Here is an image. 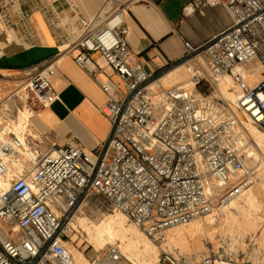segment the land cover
Instances as JSON below:
<instances>
[{
  "label": "built area",
  "instance_id": "2783aa9c",
  "mask_svg": "<svg viewBox=\"0 0 264 264\" xmlns=\"http://www.w3.org/2000/svg\"><path fill=\"white\" fill-rule=\"evenodd\" d=\"M194 4L225 6L232 26L200 46L185 41L182 58L153 73L129 45L128 5L99 13L94 21L80 19V36L69 52L107 94L100 110L111 121V132L97 155L82 145L57 147L46 138L45 152L27 149L16 134L2 138L0 182L9 186L0 185V221L9 233L0 229V264H76L68 232L80 205L93 194L104 196L155 239L229 206L253 183L236 140L235 109L264 132V78L251 84L244 74L255 62L264 70V0ZM202 54L208 57L209 77L188 65ZM181 66L189 67L193 87L164 82ZM55 73L52 63L29 83L45 105L58 98L51 82ZM228 76L237 101L222 112L206 104L202 88ZM16 156L18 164L12 161ZM106 259L119 263L120 247L109 245ZM163 262L180 264L166 251ZM198 264L251 263L211 254Z\"/></svg>",
  "mask_w": 264,
  "mask_h": 264
},
{
  "label": "crops",
  "instance_id": "0c3cea01",
  "mask_svg": "<svg viewBox=\"0 0 264 264\" xmlns=\"http://www.w3.org/2000/svg\"><path fill=\"white\" fill-rule=\"evenodd\" d=\"M194 1L0 0V76L30 83L40 70L56 64L51 82L58 98L34 110L32 130L28 135L23 134L29 147L47 151L46 138L57 147L82 145L97 155L110 135L111 121L100 110L108 99L107 94L69 52L80 36V19L94 21L99 13L106 16L111 9L128 5L129 45L138 61L153 73L179 61L186 53L185 41L200 46L232 26V14L225 6L196 7ZM95 58L99 60L100 56ZM191 64L209 77L207 55H200L188 65ZM107 72L112 73L109 69ZM171 75L163 79L168 86H186L191 79L184 69ZM203 95L207 96L205 92ZM1 133H5L2 128L0 141L10 136ZM26 165H30L27 159ZM253 250L248 245L233 259L262 264L264 258L260 260Z\"/></svg>",
  "mask_w": 264,
  "mask_h": 264
},
{
  "label": "rangeland",
  "instance_id": "374dc122",
  "mask_svg": "<svg viewBox=\"0 0 264 264\" xmlns=\"http://www.w3.org/2000/svg\"><path fill=\"white\" fill-rule=\"evenodd\" d=\"M255 66L261 68L260 64L255 62L247 65L245 69L250 71ZM182 69L189 73L186 66H183ZM261 69V75L246 77L251 84L264 78V70ZM6 80L9 79L0 76V128L5 130V133H1V135L16 133L20 138H23L24 133L28 135L32 130L30 122L35 114H33L34 110H39L44 106V103L30 90L28 80L22 81L18 78ZM191 81L187 82L189 86ZM226 85L232 95H237L232 82L230 84L226 77L221 80L220 84L214 82L202 88L207 96L210 95L206 104L214 105L222 112H225V108H229V105L234 106L233 96L225 93ZM24 113H27L28 116L22 120L21 124L20 120ZM242 116V119L248 122L249 127L254 130V134L238 126L236 140L245 156L247 166L253 172L254 181L242 196H239L240 201L237 200L239 197L233 200L239 206H227L214 213L215 222L206 227L204 233L197 234L195 238L190 235L186 241L177 238V240L171 239L169 235H172L177 228L187 232L188 228L198 222L194 221L170 229L155 239L150 238L124 213L116 210L104 196L93 194L84 204L80 205L68 232L70 248H75L79 253H82L84 264H107V251L111 244L119 246L122 252V260L117 264H164V251L176 256L180 260V264H198L202 258L211 254L223 255L228 259L233 258L240 255L248 245L254 248V255L262 260L264 258V135L260 133L263 131L254 125L251 119ZM33 134L35 135L36 132ZM24 140L26 148L30 149L26 139ZM27 154L30 153L27 152ZM12 161L15 164L20 163L17 156L12 157ZM256 188L261 191L259 197L249 198L246 193ZM116 215L123 216L125 219L122 225H116V231H121H118L112 239L107 237L108 241L101 244L97 240L95 228L104 222L108 223L110 216ZM205 219H199V221L206 222ZM8 228L0 221V229L9 233ZM138 237L147 243L139 241ZM133 242L140 245V252L129 251L128 244Z\"/></svg>",
  "mask_w": 264,
  "mask_h": 264
},
{
  "label": "bare ground",
  "instance_id": "6f19581e",
  "mask_svg": "<svg viewBox=\"0 0 264 264\" xmlns=\"http://www.w3.org/2000/svg\"><path fill=\"white\" fill-rule=\"evenodd\" d=\"M253 68L256 71H255V73H252L251 75L249 74L248 71L244 70V74L246 75V77L258 76V75L262 74V69L259 66H255ZM180 69H182V66L177 68L171 74L172 75L177 74ZM227 79H229V83L231 84V82H232L231 78L228 76ZM250 80H251V78H250ZM224 90H225V93H227V95H229V96L232 95L230 93L229 89H228V85L225 86ZM232 96L235 99L234 101L236 103L237 95H232ZM235 111L238 114V117L240 119L239 127L244 129V130H246V131H249V133H251V134L252 133L254 134V130H252V128L249 127V123L242 119L243 118L242 114L237 109H235ZM27 116H28V114L24 113V116L20 120L21 124H22V120H24ZM260 133L264 135L263 132H260ZM259 146L262 147L261 144H259ZM29 155L31 157H33V156H35V153L32 152ZM0 185L1 186H6V187L9 186L8 183L4 184L2 182H0ZM260 194H261V191L258 190V188H256L255 190H250L249 192L246 193V195L249 198H253V199H256L257 197H259ZM237 200L240 201V197ZM229 206L237 207L239 205L237 204L236 201H232ZM213 217H214V214L207 215V217L205 219L206 222H202V221L197 220L198 222L196 224H194L193 227L188 228L187 232H184L182 229L177 228L176 231L172 235L170 234L169 236L171 237L172 240L180 239V240H183V241H186L188 236H190V235L192 236V238H195L197 234L204 233L206 227H208L209 225H213L214 224L215 219ZM124 222H125V219H124L123 216H120V215L110 216V219H109L108 223L104 222L103 224H101V225H99V226H97L95 228L96 229V233H97V240L99 242H101V244H105L104 242H107L109 238L110 239L114 238L116 236V234L118 233V231L119 232L121 231V230L116 231V225H122ZM125 231L127 232L128 229L125 230ZM107 237H109V238L107 239ZM138 239H139V241H142L143 243L145 242V244L147 243V241L142 240L140 237H138ZM128 245H129L128 248H129L130 252H133V251L140 252V245H138L137 242H133V243H130ZM147 245H145V246H147ZM69 249L73 252L74 258L76 260V264H84V262L82 261V259H83L82 253H79L78 250H76L75 248H70V246H69Z\"/></svg>",
  "mask_w": 264,
  "mask_h": 264
}]
</instances>
